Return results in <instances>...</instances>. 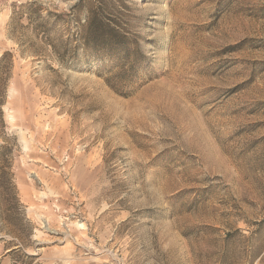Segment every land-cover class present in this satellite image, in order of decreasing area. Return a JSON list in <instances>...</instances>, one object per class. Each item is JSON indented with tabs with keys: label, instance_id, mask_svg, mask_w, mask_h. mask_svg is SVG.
I'll return each mask as SVG.
<instances>
[{
	"label": "rangeland",
	"instance_id": "374dc122",
	"mask_svg": "<svg viewBox=\"0 0 264 264\" xmlns=\"http://www.w3.org/2000/svg\"><path fill=\"white\" fill-rule=\"evenodd\" d=\"M75 1L0 0V176L22 218L3 220L0 177V264H264V0H121L145 55L125 95L109 60H57L47 38L82 15L47 12Z\"/></svg>",
	"mask_w": 264,
	"mask_h": 264
},
{
	"label": "trees",
	"instance_id": "16d2710c",
	"mask_svg": "<svg viewBox=\"0 0 264 264\" xmlns=\"http://www.w3.org/2000/svg\"><path fill=\"white\" fill-rule=\"evenodd\" d=\"M26 4L30 9L26 17L29 20H40L41 6L35 1ZM129 11V6L121 0H76L66 12H47V17L52 18L54 24L62 22L67 25L72 18L77 19L78 15H82L76 20L74 32L65 38L58 37L56 42L47 38L51 41L49 43L57 60L64 62L76 59L79 48L85 52H91L96 57L107 59L110 62L101 66L105 75L102 76L104 82L114 92L127 94L125 91L133 83L145 58L140 50L138 38L130 30ZM49 23L46 22V25ZM42 27H46L47 32L50 29L45 24ZM1 150H4L0 151V160H3L4 156L8 157L10 151L4 147H1ZM5 161L2 166L7 168L8 164ZM0 177L4 185L6 202H8L4 204L3 220L12 231H18L22 218L11 178L7 171ZM10 201L14 202L13 206H10ZM11 213L17 216L11 219L9 218Z\"/></svg>",
	"mask_w": 264,
	"mask_h": 264
}]
</instances>
